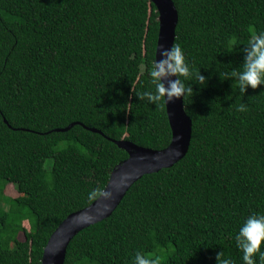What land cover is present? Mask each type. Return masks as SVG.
I'll list each match as a JSON object with an SVG mask.
<instances>
[{
  "label": "trees",
  "instance_id": "1",
  "mask_svg": "<svg viewBox=\"0 0 264 264\" xmlns=\"http://www.w3.org/2000/svg\"><path fill=\"white\" fill-rule=\"evenodd\" d=\"M172 2L174 44L207 78L183 100L188 151L79 231L64 264H133L137 251L160 264H216L219 252L243 264L235 236L264 214V86L242 95L218 75L239 70L250 29L264 30V0ZM158 28L148 0H0V264H41L53 231L128 157L112 141L168 146L165 103L138 98L154 90Z\"/></svg>",
  "mask_w": 264,
  "mask_h": 264
},
{
  "label": "water",
  "instance_id": "2",
  "mask_svg": "<svg viewBox=\"0 0 264 264\" xmlns=\"http://www.w3.org/2000/svg\"><path fill=\"white\" fill-rule=\"evenodd\" d=\"M148 1L155 5L158 12L155 58L159 60L161 46L170 47L174 44L177 10L172 0ZM165 110L172 134L168 146L162 150H153L124 139L112 141L128 157L112 169L105 188L96 200L69 214L53 231L43 249L41 264H64L67 247L79 231L108 218L130 187L142 176L170 168L186 155L191 139L192 121L184 111L183 98H174L172 102L165 104ZM3 121L7 124L5 118ZM74 125L72 123L58 131H66ZM89 130L101 134L96 129ZM105 191L112 193L111 199L104 198L102 193Z\"/></svg>",
  "mask_w": 264,
  "mask_h": 264
},
{
  "label": "clouds",
  "instance_id": "3",
  "mask_svg": "<svg viewBox=\"0 0 264 264\" xmlns=\"http://www.w3.org/2000/svg\"><path fill=\"white\" fill-rule=\"evenodd\" d=\"M251 35L244 45L243 63L239 70L231 69L218 72L219 78L235 82L239 93L242 95L248 88L256 89L264 86V30L250 29ZM236 42L233 41V47ZM160 59L152 62L150 71L151 84L154 90H145L138 95L139 100L147 99L150 104L159 105L161 102L167 104L174 98H191L193 96L192 81L201 87L206 86L207 78L202 75L199 69H195L186 61L185 52L179 43L170 47L160 48ZM174 77V79H173ZM165 81L167 83L165 84ZM239 112H246L247 105L240 103L236 106ZM100 189H93L89 198H94ZM105 199H111V192L102 193ZM235 241L242 253L243 264H257L259 260L264 264V214H250L240 225ZM159 255L148 257L137 251L133 257V264H160ZM216 264H234L229 258H224L222 252L216 255Z\"/></svg>",
  "mask_w": 264,
  "mask_h": 264
},
{
  "label": "rangeland",
  "instance_id": "4",
  "mask_svg": "<svg viewBox=\"0 0 264 264\" xmlns=\"http://www.w3.org/2000/svg\"><path fill=\"white\" fill-rule=\"evenodd\" d=\"M48 162H49V161H47L46 164H48ZM5 193H6V195L11 196V197H14V196L17 195V193H16L14 187H13L11 184H9V185L6 186V188H5ZM24 226H25L26 228L28 227L26 222L24 223ZM19 239H23L22 234L19 235Z\"/></svg>",
  "mask_w": 264,
  "mask_h": 264
}]
</instances>
